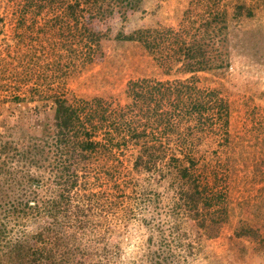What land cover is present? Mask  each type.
<instances>
[{
    "label": "trees",
    "instance_id": "obj_1",
    "mask_svg": "<svg viewBox=\"0 0 264 264\" xmlns=\"http://www.w3.org/2000/svg\"><path fill=\"white\" fill-rule=\"evenodd\" d=\"M44 2L65 7L70 16L85 7L87 25L71 37L88 63L106 37L91 20L123 16L142 0H23V9L33 7L35 15ZM188 12L197 19L189 34L174 33L175 46L150 27L115 35L137 42L164 71L181 63L192 72L188 77L128 80L129 102L118 112L97 97L76 105L54 98L50 119L37 129L13 122L16 138L5 140L0 132V264H201L212 258L204 253V236L226 222L227 199L214 166L191 138L175 134V121L203 124L215 116L218 128L226 126V102L214 88L197 86L194 73L226 70L230 47L245 41L232 21L251 17L252 5L191 0ZM162 101L170 106L159 110ZM151 117L163 139L145 133L142 125ZM128 142L136 150L127 163L107 166L105 184L92 188L85 173L90 160Z\"/></svg>",
    "mask_w": 264,
    "mask_h": 264
},
{
    "label": "rangeland",
    "instance_id": "obj_2",
    "mask_svg": "<svg viewBox=\"0 0 264 264\" xmlns=\"http://www.w3.org/2000/svg\"><path fill=\"white\" fill-rule=\"evenodd\" d=\"M189 1L142 0L139 9L123 16H95L92 26L106 33V37L94 49L91 61L84 63L83 48L71 35H80L81 25H87L85 7L70 16L65 7H49L44 2L40 12L33 15L35 9H23V0H0L3 138L15 135L13 122L20 126L27 121L37 129L41 120H49L54 98L76 105L80 100L97 97L106 109L118 112L129 102L124 92L128 80H172L191 75L181 63L164 71L137 42L115 36L119 31L127 34L136 28L150 27L175 46L174 33L186 30L189 34L191 21L197 19L193 13L188 12V17L184 13ZM244 1L252 5V16L232 21L235 32H245L244 47H230L223 73L221 68L211 73H194L197 86L214 88L226 102V126L218 128L215 116L203 124L196 119L175 121V134L191 138L194 147L199 145L204 158L214 166L218 188L228 204L226 222L214 234L204 236V253L212 258L201 264H264V0ZM226 6L229 11L230 5ZM183 18L188 21L180 22ZM168 106L162 101L159 110ZM142 126L148 136L162 138V126L153 117ZM172 138L177 140L178 136ZM110 147L86 166V178L92 188L105 184L107 166H124L136 150L131 142ZM223 165H228L227 169ZM241 230H246V235H238Z\"/></svg>",
    "mask_w": 264,
    "mask_h": 264
}]
</instances>
